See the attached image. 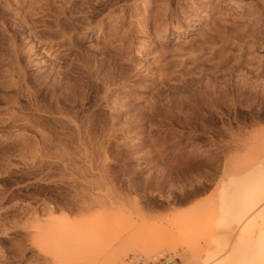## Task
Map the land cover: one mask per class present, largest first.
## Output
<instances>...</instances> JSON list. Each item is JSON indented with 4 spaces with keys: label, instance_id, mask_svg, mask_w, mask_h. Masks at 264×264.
I'll list each match as a JSON object with an SVG mask.
<instances>
[{
    "label": "rangeland",
    "instance_id": "rangeland-1",
    "mask_svg": "<svg viewBox=\"0 0 264 264\" xmlns=\"http://www.w3.org/2000/svg\"><path fill=\"white\" fill-rule=\"evenodd\" d=\"M66 1L84 10L95 2L3 0L8 18L17 12L37 19L33 28L21 27L19 38L28 45L44 42L35 71L46 75L54 67L53 81L62 78L81 91L80 101L63 107L65 116L48 99L41 100V110L27 111L45 119L70 116L79 123L95 117L98 169L71 174L63 168L69 152L77 162L84 160L59 121L43 120L35 127L42 148L30 159L22 158L19 147L35 142L29 137L35 132L0 123L1 135L17 138L0 142V264H133L140 256L145 264H184L185 256L202 260L216 230L218 185L264 157V24L255 32L256 41L218 40L188 58L177 52L181 44L199 43L214 19L247 14L251 0H240V9L227 1H205L206 7L188 11V17L181 13L199 27L192 29L195 33L170 36L167 31L159 37L151 32L152 38L144 27L150 7L142 0H116L110 7L130 13L145 48L122 34L108 7L96 11L87 28L85 13L66 18ZM149 1L157 8V0ZM174 5L178 14L182 7L190 9ZM239 26L252 24L244 20ZM0 37L2 42L7 32ZM118 56L127 69L110 62ZM165 66L173 76L169 80L160 78ZM0 107L5 110L2 98ZM91 194L97 202L70 210ZM47 205L59 206L53 215H67L59 238L55 228H45ZM14 221L18 232L12 231ZM235 238L233 232L229 241ZM229 249L203 264L220 263Z\"/></svg>",
    "mask_w": 264,
    "mask_h": 264
},
{
    "label": "bare ground",
    "instance_id": "bare-ground-1",
    "mask_svg": "<svg viewBox=\"0 0 264 264\" xmlns=\"http://www.w3.org/2000/svg\"><path fill=\"white\" fill-rule=\"evenodd\" d=\"M205 1L209 0H157L154 3L157 8H153L151 1L142 0L146 7H150L148 18L144 24L145 32L149 34L148 38L153 37L151 32L159 37L165 35L167 31L170 36L195 33L192 29L199 27L196 23L186 20L189 15L187 13L188 11H197L199 7H206ZM226 1L233 5L234 9L243 8L244 2L240 0H217L218 4ZM114 2L116 0H95L94 3L90 2L87 5V10H84L82 6H78L74 1H66L63 11L67 13L66 18L85 13L90 18L86 26L89 28L92 25L91 17L96 11L108 7V15L121 25L122 34L129 38H135L138 41L137 48H145L144 42L146 40L140 34L135 35L137 25H134L130 13L127 14L124 8H121L120 14H117L118 12L110 7ZM176 2L181 7L184 4H189L190 9L186 10L182 7L178 14L177 6L174 5ZM248 6V13L244 14L242 12L239 19L226 17L214 19L208 33H204L205 36L199 43L191 40L187 44H181L177 52H186L189 58L192 57L193 53H198L205 47H215L218 40H231L233 43L246 40L256 41L255 32L258 27L264 24V6H259L258 0H251ZM224 9L225 6L221 7V10ZM7 12L5 3L0 0V33L7 32V37L0 42V92H5L0 95L5 103L4 111L0 107V123L10 127L17 125L28 127L35 132H33L35 136L32 133L29 136L34 137L35 142H26L19 147L20 153L24 154L22 158L30 159L34 156L33 151L37 154L39 149L42 148L36 138L35 127L41 124L43 120L59 121L65 128L64 135L67 142L69 144L77 142L78 153L84 160V163L77 162L73 153L69 152L67 153V161H63V168L69 170L71 174L95 173L98 169L96 155L99 150V147L95 146L98 140L93 130L95 117H87V121L81 123L70 116H66V121L63 120V116H65L62 111L63 107L66 105L73 106L75 102L81 100L79 86L70 87L62 81V78L53 81V72L51 71H54V67H51L50 73L46 75L35 71L36 63L34 59L39 54L38 49L43 47L44 42L38 41V45H28L24 41H19V38L23 34V29L33 28L37 19L28 13L19 14L17 12L13 13L11 18H8ZM181 13L187 14V16L184 18ZM261 19L260 24L258 21ZM100 20L102 19L100 18ZM244 20L250 22L252 26L250 28L240 27L241 21ZM99 29H102L101 22ZM261 29L264 31V25ZM123 58V56H118L109 59L114 67L127 69L126 63L121 61ZM185 60V58H182L181 61ZM60 66L63 68L62 65ZM165 67L160 73V78L169 80L173 76H171V71L167 70V66ZM60 72L63 73L64 70H60ZM51 79L52 82H49ZM181 80L186 81L187 78L182 77ZM69 88L71 90L65 92ZM75 94L78 95V98L75 97ZM42 99H48L54 111H58L63 116L45 119L36 116L35 112L27 111L29 109L41 110ZM1 131L0 129V142H11L17 139L14 135H9L6 138L7 136L1 135ZM27 153L29 156L25 155ZM107 168L108 166L103 167V169ZM216 196L218 200L214 218L216 230L212 231L208 248L202 260L190 259L185 256L184 264L206 263L228 247L230 249L218 264H264V157L250 168L237 174L230 181L222 180L216 189ZM97 200L98 196L94 194L89 197H82L70 206V210H83L90 207ZM58 207V205L45 206L48 213L45 228L48 232L55 228L57 238L62 236V232L65 230L63 222L67 219L65 214L60 216L52 214ZM32 213L30 216H32ZM17 226L18 223L14 221L11 227L13 232H18ZM233 232L236 233V238L233 242H230L229 237ZM77 236L76 230H73L71 237L76 239Z\"/></svg>",
    "mask_w": 264,
    "mask_h": 264
},
{
    "label": "built area",
    "instance_id": "built-area-1",
    "mask_svg": "<svg viewBox=\"0 0 264 264\" xmlns=\"http://www.w3.org/2000/svg\"><path fill=\"white\" fill-rule=\"evenodd\" d=\"M146 263V259L143 256H140L137 260L134 259L133 264H145ZM148 264H151V262H148ZM155 264H168L165 263L164 261H158Z\"/></svg>",
    "mask_w": 264,
    "mask_h": 264
}]
</instances>
